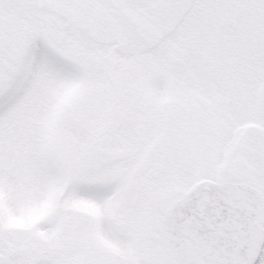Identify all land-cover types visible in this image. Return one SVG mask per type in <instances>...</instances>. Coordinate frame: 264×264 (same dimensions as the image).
Listing matches in <instances>:
<instances>
[{
	"label": "snow or ice",
	"instance_id": "snow-or-ice-1",
	"mask_svg": "<svg viewBox=\"0 0 264 264\" xmlns=\"http://www.w3.org/2000/svg\"><path fill=\"white\" fill-rule=\"evenodd\" d=\"M0 264H264V0H0Z\"/></svg>",
	"mask_w": 264,
	"mask_h": 264
}]
</instances>
